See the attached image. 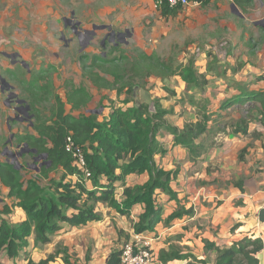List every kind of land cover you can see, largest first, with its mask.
Returning <instances> with one entry per match:
<instances>
[{"label": "rangeland", "instance_id": "obj_1", "mask_svg": "<svg viewBox=\"0 0 264 264\" xmlns=\"http://www.w3.org/2000/svg\"><path fill=\"white\" fill-rule=\"evenodd\" d=\"M232 3L243 16L232 11ZM73 12L84 28L93 24L107 28L98 30L89 45L79 44L64 24ZM260 20L264 21V0H213L201 7L180 8L168 17L152 0H0V50L19 53L35 73L47 70L52 93L40 111L48 122L55 96L66 101L73 87H84L91 96L90 103L78 109L66 102V112L73 116L93 114L104 122L115 110L135 107H143L144 116H156V139L163 151L155 153L152 166L169 173L171 191L156 190L162 221L154 231L141 232L142 242H150L149 264H204L201 260L215 264L217 248L256 234L264 241V227L253 221L264 203V193H259L264 192V109L248 99L254 92H264V27L255 25ZM113 30L131 36L124 42L105 41ZM63 36L74 41L67 46ZM146 56L165 64L168 74L136 76L133 65ZM106 60L121 68L120 82L114 83V77L97 66L111 68ZM0 62L8 66L10 58L0 55ZM91 71L108 78L113 87L94 85L87 75ZM189 71L197 82L183 78L182 73ZM241 95L247 100L227 105ZM9 113L0 102V160L17 164L25 184L36 180L54 193L49 179L40 174V163L26 156L30 152L16 159L3 154L12 134ZM199 127L203 133L195 136ZM182 136L192 147L177 143ZM122 160L127 163L128 157ZM155 173L130 174L127 185L145 184ZM50 178L73 182L62 169L51 172ZM123 187L117 182L116 198L122 204ZM0 191V210L12 206V222H22L20 208L16 211L18 200L7 197L3 187ZM95 205L98 221L80 229H70L67 223L64 232L53 235L48 256L45 244L28 240L30 252L25 247L17 264H30L28 257L37 263L35 256L43 260L51 255L50 262L60 264H68L66 258L72 264H107L114 251L134 240L145 205L134 204L125 214L103 202ZM176 254L185 259L172 258ZM258 256L264 264V253Z\"/></svg>", "mask_w": 264, "mask_h": 264}, {"label": "trees", "instance_id": "obj_2", "mask_svg": "<svg viewBox=\"0 0 264 264\" xmlns=\"http://www.w3.org/2000/svg\"><path fill=\"white\" fill-rule=\"evenodd\" d=\"M178 8L165 6L161 10L163 16H175ZM111 64L105 67L104 64H97L102 72L112 75L114 83L123 79V72L114 60H106ZM104 63V62H103ZM133 72L136 76L158 74L167 75V66L156 61L151 56L137 61L133 65ZM92 82L101 88H112L113 83L97 72H87ZM183 78L188 83L197 82L193 72L182 73ZM47 92H51L49 86H44ZM242 95L235 101H230L227 105H234L237 102H244ZM258 101L264 109V92H254L252 97ZM91 101V96L84 87H80L68 92L66 101L56 96L55 109L52 112L51 122L37 115L35 124V134L22 137L29 140L32 148H37L38 152L46 153L51 165L42 166L40 174L49 179L51 189L55 194L49 192L36 180H29L25 184L22 173L13 163L0 160V181L9 188L8 196L18 200L17 206L26 213V219L19 223H13L5 215L12 212V206L4 205L0 210V256L6 253L9 258L18 257L23 249L28 246V240L34 236L35 244H47L51 242V236L62 229V223L66 222L73 227H79L98 221L101 216L96 210V203L103 202L109 207L125 214L126 211L137 203L145 205L144 212L140 215V225L136 228L137 233L147 230L154 231L162 221V209L155 202L156 190L161 188L170 190V175L167 171L155 169L152 166L156 152L163 151L160 143L156 139V126L154 119L156 116H144L142 108L130 110L118 109L113 112L110 119L99 122L95 115L73 116L66 112V102L72 104L76 109L86 107ZM158 117V116H157ZM264 123V113L262 115ZM202 127L195 136L203 133ZM246 130H239L241 132ZM72 135L76 145L83 148L86 155L87 167L91 172L90 181L93 188L87 186L83 172L74 164V158L65 148L67 136ZM177 143H183L192 147L185 136L176 138ZM128 157V162H123V158ZM62 169L67 176H77L78 181H55L50 178L51 172ZM120 171V172H118ZM156 171L150 180L145 184H138L133 187L127 185V177L133 173H145ZM177 176V171H173ZM105 178L106 182L101 179ZM117 182L124 184L123 194L126 197L124 204L118 201ZM74 183V184H73ZM242 187V186H241ZM87 198L83 199V195ZM1 195V191H0ZM92 201L93 204H89ZM82 203V204H81ZM125 205L126 208H123ZM190 210H187V213ZM258 219L264 223V205L258 211ZM177 217L182 216L180 213ZM207 246V244H206ZM264 249V241L259 237H244L234 242L224 249H215L217 256L215 264H260L259 253ZM177 253V252H174ZM122 250L114 251L109 257L107 264H122ZM172 258L185 259L180 254ZM54 256L34 263L30 258V264H45L53 260ZM65 262L72 264L67 258ZM206 264V260H201Z\"/></svg>", "mask_w": 264, "mask_h": 264}, {"label": "flooded vegetation", "instance_id": "obj_3", "mask_svg": "<svg viewBox=\"0 0 264 264\" xmlns=\"http://www.w3.org/2000/svg\"><path fill=\"white\" fill-rule=\"evenodd\" d=\"M233 4L236 5V3ZM232 10L236 14L243 16L242 12L239 11L240 14L237 13L233 6ZM74 14L75 13L73 12L71 19L67 18L64 20V24L66 27L70 26V29L74 36H76L79 44L83 43L89 45L96 38L98 30L94 29V25L98 24H93L91 28H84L81 21L74 19ZM261 23L262 24L259 25L264 26V21ZM126 33H116L112 31L110 35L109 33L107 34L105 41L108 39L110 42L115 40L124 42L126 37H130V32L126 31ZM62 40L65 41L64 43H66L67 46L71 45V43L74 41L73 39L68 40L65 36L62 37ZM105 41L102 42L103 46H105ZM0 55L10 58V65L8 66H3V64L0 62V102L3 103V106L10 111L9 116L7 117V126L8 129L12 131V134L5 142L6 146L3 154L8 157H12L14 152L9 150L10 146L15 149L27 147L31 149H37L30 146L29 140H23L21 138L27 135L35 134L37 132L35 130V124L37 123L38 119L37 115L39 114L42 116L40 106L42 107L43 103L47 102L49 95L52 92L49 93L44 88H42L44 86L50 85L48 81L49 76L48 74L46 75V69H40L35 73L31 65L22 59L21 55L17 52L8 53L0 50ZM78 88L80 87H73L68 92ZM23 156L24 154L22 157ZM26 156H29L33 159V161L40 163L41 167L46 165L45 162L48 160V155L46 153L38 152V149L37 152H30Z\"/></svg>", "mask_w": 264, "mask_h": 264}, {"label": "built area", "instance_id": "obj_4", "mask_svg": "<svg viewBox=\"0 0 264 264\" xmlns=\"http://www.w3.org/2000/svg\"><path fill=\"white\" fill-rule=\"evenodd\" d=\"M153 5L157 10H162L165 6L169 8H187L201 7L213 0H152ZM66 150L72 154L74 164L83 172L84 180L90 182L91 172L87 167L86 155L82 147L76 145L72 135L67 136L65 141ZM77 177V176H76ZM78 178V177H77ZM143 236L141 233L135 234L134 240L128 242L122 248V264H149L151 262V251L149 248L150 242H142ZM45 264H60L57 262H48Z\"/></svg>", "mask_w": 264, "mask_h": 264}, {"label": "crops", "instance_id": "obj_5", "mask_svg": "<svg viewBox=\"0 0 264 264\" xmlns=\"http://www.w3.org/2000/svg\"><path fill=\"white\" fill-rule=\"evenodd\" d=\"M232 5H233V3L231 4V7H232ZM239 10V9H238ZM233 11V10H232ZM240 11V10H239ZM257 22L258 21H256L255 22V25H259V24H257ZM264 27V26H263ZM236 98H238V97H236ZM235 98V99H236ZM90 103V102H89ZM243 103V102H242ZM72 179H73V182L75 183L76 181H78V178L76 177V176H70ZM103 182H106L105 181V178H103V179H101ZM87 186L89 187V188H93V186H92V183H91V181L90 182H87ZM0 187H1V190H2V187H3V189H6V191H5V193H7V197H8V194H9V188H7L5 185H3L2 184V182L0 181ZM123 189H124V187H123ZM260 194L261 193H264V192H259ZM208 194V192H206V195ZM160 195H162V194H160ZM159 195V196H160ZM159 196H158V198H159ZM15 199V198H14ZM262 205H264V203L263 204H261L260 206H262ZM20 208V210H21V212H20V219H21V221H23V220H25L26 219V214H25V211L21 208V207H18L17 209H16V211H19L18 209ZM97 209H98V211H99V206L98 207H96ZM96 209V210H97ZM259 209H260V207H259ZM259 209H258V211H259ZM258 211H257V213H255V218L253 219V221H254V224H255V222H256V226H263L264 227V223H262L259 219H258ZM12 212H13V209H12ZM12 212L9 214L10 215V220L11 221H13L12 220ZM211 214V213H210ZM67 223L66 222H64V223H62V229L60 230V231H58L57 233H60V232H64L65 231V225H66ZM90 224V223H89ZM71 226V225H70ZM69 226V228L71 229V228H78V229H80L82 226H79V227H73V226H71L70 227ZM84 227H87V225L86 226H84ZM242 228H244L243 226L240 228V229H242ZM56 233V234H57ZM261 235V234H260ZM259 236V234H256L254 237H258ZM53 238V236L51 237V239ZM29 240L30 241H34V236H32V237H30L29 238ZM52 241V240H51ZM51 243V242H50ZM50 243H47V244H45V251L47 252V256L50 254V252L52 251V246L50 245ZM30 244V243H29ZM48 249V250H47ZM25 252L26 251H28V252H30V250H29V246H28V250L26 249V250H24ZM261 253H264V249L259 253V255L261 254ZM23 254H25V253H23V252H21V254L18 256V257H16V258H9V257H7L6 256V253H3L1 256H0V264H17L18 263V261H19V258H20V256H22ZM36 254L34 253V256H35ZM46 256V257H47ZM260 257V256H259ZM27 258V256H24V259H26ZM31 259V257H28V259ZM43 258H45V257H43ZM40 260H42V258L40 257V258H38V257H36L35 256V261L38 263ZM105 261L107 260V258L106 259H104ZM260 264H262L261 262H260Z\"/></svg>", "mask_w": 264, "mask_h": 264}, {"label": "water", "instance_id": "obj_6", "mask_svg": "<svg viewBox=\"0 0 264 264\" xmlns=\"http://www.w3.org/2000/svg\"><path fill=\"white\" fill-rule=\"evenodd\" d=\"M232 6L236 9L235 11H236L237 13L240 14V12H239L237 6H236L235 4H233ZM261 22H262V21H258L257 24H262ZM106 26H107V25H94V29H96V30H101V29H105V28H107ZM108 27L111 29V26L108 25ZM114 32H115V31H114ZM129 36H131V34H129ZM7 150H8V149H7ZM25 151H27V152H37V149H31V148H29V149H25V148H24V150H21V151H19V152H14V153H13V156H12V159H16V158L22 156V155L24 154ZM46 157H47V156H46ZM51 163H52V162H51V161H48V160H46V162H45V164H46L47 166H50ZM13 164H14V163H13ZM14 166H15L17 169H19V166H18L17 164H14Z\"/></svg>", "mask_w": 264, "mask_h": 264}, {"label": "clouds", "instance_id": "obj_7", "mask_svg": "<svg viewBox=\"0 0 264 264\" xmlns=\"http://www.w3.org/2000/svg\"><path fill=\"white\" fill-rule=\"evenodd\" d=\"M114 31V30H113Z\"/></svg>", "mask_w": 264, "mask_h": 264}]
</instances>
